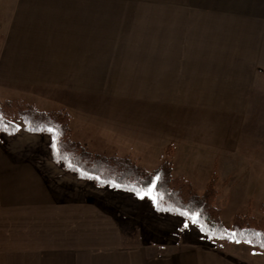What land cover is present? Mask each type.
<instances>
[{
    "label": "crops",
    "instance_id": "crops-1",
    "mask_svg": "<svg viewBox=\"0 0 264 264\" xmlns=\"http://www.w3.org/2000/svg\"><path fill=\"white\" fill-rule=\"evenodd\" d=\"M98 1L0 0V97L13 100V84H152L159 118L162 102L264 99V0H100L123 15L153 6L173 30L45 32ZM32 149L14 151L0 132V264H264V251L247 243L176 251L133 243L127 218L101 199L114 189Z\"/></svg>",
    "mask_w": 264,
    "mask_h": 264
},
{
    "label": "rangeland",
    "instance_id": "rangeland-1",
    "mask_svg": "<svg viewBox=\"0 0 264 264\" xmlns=\"http://www.w3.org/2000/svg\"><path fill=\"white\" fill-rule=\"evenodd\" d=\"M111 7L100 0L97 7L82 3L81 15L70 20L66 14L64 20L56 21L57 28L44 31L173 30L171 22L155 13L153 6L143 12L131 10L126 15L112 13ZM121 16L129 19H121ZM62 71L69 72L54 70L66 76ZM153 88L152 84L128 83L13 84V100L20 99L45 112H68L73 138L88 151L109 157L128 156L149 171L156 170L164 160H172L175 175L187 178L199 194L205 191L216 173L219 191L216 207L221 210V220L227 229L236 215L262 218L264 99L252 102H162L159 118L154 115ZM166 103L168 106L164 105ZM18 126L20 131L13 137L14 151L22 149L23 154L26 146H33L34 155L48 156L49 150L51 156L49 136H32L35 134L25 132L22 122H18ZM170 146L172 153L167 155ZM100 189L107 190V187ZM100 194L102 200L111 199L116 205L115 212L127 218L128 231L133 237L131 242L151 248V251L153 248L160 250V247L161 251L225 249L223 241L209 239L199 225L190 220L158 213L155 202L148 197L141 199L120 190L101 191ZM158 243H161L160 247Z\"/></svg>",
    "mask_w": 264,
    "mask_h": 264
},
{
    "label": "trees",
    "instance_id": "trees-1",
    "mask_svg": "<svg viewBox=\"0 0 264 264\" xmlns=\"http://www.w3.org/2000/svg\"><path fill=\"white\" fill-rule=\"evenodd\" d=\"M18 122L23 123L24 131L29 134L49 136L53 161L79 179L93 182L99 188L107 187L137 196L133 189L144 190L159 177L154 189L159 196L155 202L158 213L187 220L190 219L180 215V212L196 213L199 223L203 225V228L199 226L200 230L209 239L221 240L226 244L247 243L264 251V205L260 208L262 218L236 215L230 229H227L221 220V210L216 207L219 195L216 173L205 191L199 194L187 178L175 175L170 159L164 160L156 170L149 171L128 156L109 157L88 151L73 138L68 112H45L20 99L9 101L0 98V132L10 137L17 136L20 131ZM49 129L53 131L49 132ZM171 148L167 150V155H171Z\"/></svg>",
    "mask_w": 264,
    "mask_h": 264
},
{
    "label": "snow or ice",
    "instance_id": "snow-or-ice-1",
    "mask_svg": "<svg viewBox=\"0 0 264 264\" xmlns=\"http://www.w3.org/2000/svg\"><path fill=\"white\" fill-rule=\"evenodd\" d=\"M49 132H52V129L48 130ZM159 177H156L151 184L144 190H138V189H133V191L136 192L137 196L140 197L141 199L148 197L150 199H152L154 202L158 201L159 196L158 194L154 193V189H155V184H156V180H158ZM180 215L182 216H186L188 217L192 223L199 225L201 228H203V225L199 223V218L198 215L196 213H189L187 211H182L180 212ZM185 227H187V223H185ZM239 242V241H237ZM250 243V241H249Z\"/></svg>",
    "mask_w": 264,
    "mask_h": 264
}]
</instances>
